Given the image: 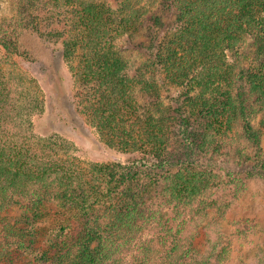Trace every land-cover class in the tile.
I'll return each mask as SVG.
<instances>
[{
  "label": "trees",
  "instance_id": "obj_1",
  "mask_svg": "<svg viewBox=\"0 0 264 264\" xmlns=\"http://www.w3.org/2000/svg\"><path fill=\"white\" fill-rule=\"evenodd\" d=\"M154 2L173 9L175 20L132 75L119 42L148 28L150 20L164 24L160 14L148 17ZM40 9L45 16H38ZM15 12L16 25L60 43L74 78L75 105L100 139L139 156L86 167L73 156L12 140L1 125L15 115L0 65V216L19 204L28 221L57 201L66 217L53 225L43 264H217L214 249L202 250L184 235L188 217L201 220L210 209L223 213L228 206L216 195L223 174L185 161L173 170L165 166L174 163L169 145L176 125L186 129L191 146L214 153L240 123L241 136L261 158L263 137L253 118L259 115L264 126V0H121L116 6L106 0H17ZM0 25L3 46L18 50L4 40L7 28ZM29 83L37 88L26 94L32 114L44 98L36 79ZM165 87L179 91L178 105L168 109L173 115L161 112ZM138 91L149 101H141ZM260 167L256 173L264 180V160ZM252 169L245 172L249 179L256 175ZM232 175L233 184L246 182ZM72 220L78 229L64 230L75 227ZM27 231L19 228L16 235L27 237ZM147 231L152 234L145 239ZM17 243H0V264H14L15 247L18 257L28 252L19 256L24 242Z\"/></svg>",
  "mask_w": 264,
  "mask_h": 264
},
{
  "label": "rangeland",
  "instance_id": "obj_2",
  "mask_svg": "<svg viewBox=\"0 0 264 264\" xmlns=\"http://www.w3.org/2000/svg\"><path fill=\"white\" fill-rule=\"evenodd\" d=\"M106 1L116 6L121 0ZM16 3L17 0H0V24L7 28V39L4 40L12 41L14 48H18L8 51L1 41L4 34L0 33V65L11 85L9 101L10 105L14 104L11 114L15 115L14 120L1 121L4 131L8 132L12 140L13 136H16L17 141L31 142L35 147L46 150L53 156H73L86 167L96 162H129L138 157L136 152L109 147L100 139L97 129L89 123L88 116L75 105L74 78L70 62L64 58L60 43L46 40L30 28L16 25V22L11 20L16 14ZM160 5L161 2L150 4L153 12L149 13L148 17L160 14L163 25L158 26L150 20L148 28L133 37L126 36L119 42L124 54L132 63V70L129 71L132 75L137 66L149 59L152 44L163 37L175 20L173 9H168L165 5L160 8ZM37 14L39 17L45 16V11L40 9ZM29 78L36 79L42 89L40 96L44 98L43 106L36 111L32 109L35 111L32 114L27 113V110L33 107V102L26 94L33 91L34 94L37 93V88L29 83ZM162 93L165 105L161 112L164 115H173L175 112L171 113L168 109L172 107L173 110L178 105L176 99L179 91L177 88L165 87ZM138 97L143 102L149 101L148 96L145 97L141 92ZM21 115H25L23 120ZM259 119V115L253 118V126L262 132L260 159L254 157L255 147L252 144L249 146L248 139L241 136L240 123L236 132L230 133V142L228 139L221 150L215 149L214 153L208 152L212 147L201 151L191 146L186 140V129L181 126L176 125L171 134L169 151L173 153L174 163H167L165 167L168 170L175 169L181 161H185L196 168L217 169L223 174L224 182L218 184L216 195L219 202L228 206L223 213L217 212L216 208L210 209L208 215L201 220L194 221L196 217H188L184 235L185 241L192 238L202 250L214 249L215 254L214 251L212 253L217 264H264V180L256 173L261 169L260 165L264 160V126L260 125ZM189 125L192 130L193 121ZM243 159L248 161L244 163ZM250 169L256 173L251 179L245 173ZM237 170L239 172L229 173ZM235 173L246 178V182H242L243 185L238 186L235 182L236 186L232 183L230 178ZM20 206L18 204L6 212H1L0 243L5 244L6 248H13L14 243L17 246V241L22 239L24 246L20 248L19 256L24 249L28 252L24 251V255L18 257L19 249L15 247L14 264H43L40 255L48 238L53 235V225L58 222V218L66 216L62 214L63 209L58 206L57 201L52 200L48 202L45 213L37 218L33 214V217L29 216L30 219L26 221L21 219L25 214ZM71 222L73 226L76 225L73 220ZM2 224H5L4 227ZM7 225L12 229L10 232L5 230ZM154 225L157 226V223ZM23 227L28 230V236L24 235L19 239L16 233ZM76 228L78 229L76 226L67 227L64 230ZM151 234L152 232L147 231L144 238H149ZM128 258L127 256L126 262ZM130 264L133 263L130 261Z\"/></svg>",
  "mask_w": 264,
  "mask_h": 264
}]
</instances>
